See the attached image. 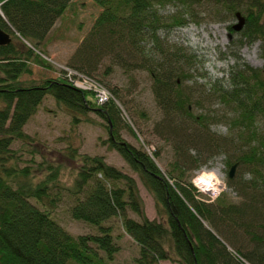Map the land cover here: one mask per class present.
I'll return each instance as SVG.
<instances>
[{
  "label": "trees",
  "instance_id": "16d2710c",
  "mask_svg": "<svg viewBox=\"0 0 264 264\" xmlns=\"http://www.w3.org/2000/svg\"><path fill=\"white\" fill-rule=\"evenodd\" d=\"M90 1L100 13L66 68L108 89L104 104L94 91L76 88L78 76L64 69L56 78L23 79L33 65L51 68L43 48L74 0H0L6 18L0 16V28L12 38L0 46V264H109L119 251L107 225L115 218L140 247L137 264H264V65L251 67L236 51V66L224 77L199 84L195 65L204 62L172 41L174 31L201 26L203 15L214 22L243 18L241 30L228 27L240 35L231 44L259 42L264 59V0ZM116 68L151 79L161 113L154 127L174 155L166 173L156 162L161 150L149 155L121 135L119 91L105 83ZM47 97L71 117L74 133L95 123L91 114L108 124V147L138 174L159 220L147 216L135 178L102 156L81 154L71 137L63 156L77 167L73 185L64 183L65 165L25 131ZM220 125L225 135L214 129ZM15 142L21 150L12 148ZM21 151L41 163L24 165ZM219 156L227 188L241 203L228 193L210 201L191 183L195 170ZM66 194L74 199L71 218L99 234L75 237L54 217Z\"/></svg>",
  "mask_w": 264,
  "mask_h": 264
},
{
  "label": "rangeland",
  "instance_id": "374dc122",
  "mask_svg": "<svg viewBox=\"0 0 264 264\" xmlns=\"http://www.w3.org/2000/svg\"><path fill=\"white\" fill-rule=\"evenodd\" d=\"M0 5L2 9V3ZM74 5L73 11H69L64 19L57 22L43 48L48 55L45 58L50 62L51 68L33 65V73L24 76V80L39 81L43 78H56L62 69L67 71L66 67L69 64L71 56L80 42L85 38L100 13V9L90 0H74ZM202 17L204 18L201 26L190 24L179 31H174L172 34V41L175 44L186 47L187 51L192 54L197 53L198 60L204 62L203 64L195 65V69H197L194 74L200 76L197 80L199 84H206L209 80L224 77L232 67L236 66V59L234 58L236 51H238V56L243 59L242 61L249 66L253 68L263 67L264 59L261 56L259 42L246 45L241 49H236L231 44L240 35L231 32L228 27L239 25V18L214 22L213 19L204 15ZM84 80L86 79L82 77V81ZM105 83L106 87L110 90L119 91V99L122 103L124 111L123 119L125 121L121 130L122 137L149 155H152V152L161 150L160 159H157L156 162L162 172L166 173L169 164L174 160L173 149L170 144L160 138V133L154 127L156 122L161 119V113L155 103L151 90L152 82L148 73L140 71L132 74L116 68L107 77ZM84 84L87 83L82 82L80 85L84 86ZM217 107L218 105L215 106V108ZM91 117L95 123L81 124L76 133H74L71 130V117L57 105L52 97H47L41 105L38 114L27 124L25 131L29 135L36 137L41 143L47 145L51 151L48 155L50 159L65 165L63 181L67 185H73L77 167V162L63 156V151L68 147L70 137V141L74 143L75 147L80 148L81 154L104 157L108 164L117 167L136 179L141 197L145 202L147 216L151 220H159L155 200L142 184L138 174L131 169L119 153L108 147L107 141L110 136L106 127L108 124L99 119L95 114H91ZM126 123L134 128L137 137L126 128ZM214 129L223 135L227 133V127L224 125H220ZM21 147L22 144L20 142H15L12 146L15 150H21ZM20 155L24 159V165H34L32 163L33 159H35V164H39L42 161V158L38 155L33 158L30 154L23 151H21ZM211 172H216L220 181L224 183L225 187L221 189L220 195L228 193L230 202L241 203L242 199L227 188V172L223 156L217 157L209 166H203L195 170L192 173V181L194 177H198L196 182L199 184L198 181L201 175H207ZM192 181L191 183H193ZM197 189L199 190L198 187ZM219 190H212L214 191L212 193L215 195ZM199 193L202 194L203 192L200 191ZM207 194L203 195L211 201L212 196ZM73 203L74 199L69 194H66L54 217L75 237L99 234L98 230L94 227L71 218L68 209ZM130 216L136 219L132 213H130ZM107 225L113 227L115 243L119 249L114 255L113 260L109 261V264H137L136 259L139 257L140 247L125 232L122 220L115 218L108 222ZM101 254L106 258L103 252ZM161 264L178 263L164 261Z\"/></svg>",
  "mask_w": 264,
  "mask_h": 264
},
{
  "label": "built area",
  "instance_id": "2783aa9c",
  "mask_svg": "<svg viewBox=\"0 0 264 264\" xmlns=\"http://www.w3.org/2000/svg\"><path fill=\"white\" fill-rule=\"evenodd\" d=\"M66 72H68L69 75H74V76L77 75L78 76L79 79L74 82V85H75L76 88L81 89V90L94 91L96 93V95H97L96 97L98 99L99 104H104L110 98V93H109V91L106 88H103V87L95 84L92 80L90 81V80H88L85 77H84V79H86V80L82 81L81 79H82L83 76H80V75L76 74V72L71 71L68 68H67V71ZM82 82H85L87 84H84V86L83 85L81 86L80 84H82ZM205 175L206 174H202L201 175V177H200V179L198 181L199 184L196 182L198 180V177H194V179L192 181L193 182L192 184H193L194 187H196V188L198 187L199 190L203 192L202 194H204V195H206L207 193L210 194L212 196L211 201H214V199H216L220 195L221 189H224L225 186H222V185H224V183L220 181V183H222L221 185L218 184V183L213 184L212 183L213 180L211 179L212 182H208V183L206 182V184H205L204 183ZM210 183L213 184V185H215V186H211ZM212 190H219V192L214 195L212 193L214 191H212Z\"/></svg>",
  "mask_w": 264,
  "mask_h": 264
},
{
  "label": "water",
  "instance_id": "95a60500",
  "mask_svg": "<svg viewBox=\"0 0 264 264\" xmlns=\"http://www.w3.org/2000/svg\"><path fill=\"white\" fill-rule=\"evenodd\" d=\"M0 16H2L6 20L4 14L2 12V9H1V5H0ZM239 20H240V24L235 26V29L237 31L241 30L243 23H244L243 18H240ZM11 42H12L11 35L0 28V46H7ZM235 172H236V165L233 166L232 169L230 170L229 178H233L235 176Z\"/></svg>",
  "mask_w": 264,
  "mask_h": 264
},
{
  "label": "bare ground",
  "instance_id": "6f19581e",
  "mask_svg": "<svg viewBox=\"0 0 264 264\" xmlns=\"http://www.w3.org/2000/svg\"><path fill=\"white\" fill-rule=\"evenodd\" d=\"M211 179H213V182H212ZM206 182H207V183H208V182H212L213 184L218 183V184L221 185V183H220V179H219V176H218V174H217L216 172H211V173L205 175L204 183L206 184ZM213 184L210 183L211 186H215V185H213ZM222 186H224V185H222ZM212 188H213V187H212Z\"/></svg>",
  "mask_w": 264,
  "mask_h": 264
}]
</instances>
